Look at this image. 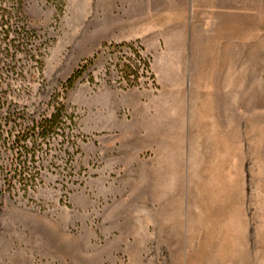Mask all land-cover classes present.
Masks as SVG:
<instances>
[{
    "label": "rangeland",
    "instance_id": "obj_1",
    "mask_svg": "<svg viewBox=\"0 0 264 264\" xmlns=\"http://www.w3.org/2000/svg\"><path fill=\"white\" fill-rule=\"evenodd\" d=\"M23 10L42 44L43 70L39 78L23 61L22 77L8 81V104L35 116L57 96L81 140L69 183L52 167L28 196H0V264H264V0H221L218 22L205 0L203 62L188 64L191 77L144 76L127 89L117 82L120 54L93 36L94 16L79 0H64L60 15L45 0H23ZM188 49L199 59V47ZM82 66V79L64 91ZM135 103L151 105L154 129L159 104L171 114L181 106L178 175L154 173L169 162L157 143L124 141L122 130L90 134V118L110 106L142 137ZM211 171L215 183L207 182ZM213 205L221 226L214 234L206 230Z\"/></svg>",
    "mask_w": 264,
    "mask_h": 264
},
{
    "label": "crops",
    "instance_id": "obj_2",
    "mask_svg": "<svg viewBox=\"0 0 264 264\" xmlns=\"http://www.w3.org/2000/svg\"><path fill=\"white\" fill-rule=\"evenodd\" d=\"M79 1L83 8V14L94 16L93 36L100 43L114 45L133 43L139 45L143 53L150 59V72L154 78L178 80L191 77L188 73L192 67H189L188 64L196 63L197 61L200 63L203 62V8L205 0ZM220 1L207 0V5L210 8L215 7L216 9L217 22L219 20ZM193 47L200 48L199 59L197 54L194 57L192 50L189 51L188 49ZM189 54L191 56L190 58ZM173 83L171 81L172 85ZM150 106L148 103L131 104V107L135 111L139 110V119L143 122V127L145 128V133L142 137L137 134L133 123L125 122L117 118L116 112L118 108L114 109L110 106L101 108L98 118H90V134L95 135L102 132L115 134L122 130L121 138L124 141L137 142L139 146L150 141L157 143L159 150L167 152L162 158L169 162L167 164L164 163L165 161L162 162V165L154 173L159 176L164 174L176 176L180 172L182 156L181 106L175 104V112L171 114L170 111L172 108L168 110L166 104H159L156 108V112L158 113L153 115L156 122V129L150 126L152 123ZM166 109L169 113L168 115L165 114ZM153 112H155V109ZM165 125L170 132L164 133L165 129L163 130V127ZM157 185L158 187L163 186ZM169 185H173L177 189L180 187V182H171ZM162 189L165 191V188ZM165 196L167 195L159 194V198H153L162 199ZM226 212L228 213L225 210L224 215H226ZM216 213L213 205L212 218H207L208 223L206 227V230L211 231L213 234L217 231L220 232L221 229V226L217 227L218 222L213 219L216 217ZM226 221L222 224L223 228L226 224L231 225L230 221ZM202 226H204L203 222L199 227ZM214 238H216L215 235L203 238L207 241L210 239L207 247ZM199 249L196 254H202L204 252V241L199 245Z\"/></svg>",
    "mask_w": 264,
    "mask_h": 264
},
{
    "label": "trees",
    "instance_id": "obj_3",
    "mask_svg": "<svg viewBox=\"0 0 264 264\" xmlns=\"http://www.w3.org/2000/svg\"><path fill=\"white\" fill-rule=\"evenodd\" d=\"M57 14L62 13L64 0H45ZM37 36L27 24L23 0H0V196L22 192L28 196L42 183V173L52 167L61 168L67 183L73 178L77 143L81 134L75 117L57 96L49 99V111L35 116L12 109L7 101L8 81L22 77L23 61L33 63L34 73L41 78L43 63ZM123 62L116 73L123 89L138 87L139 79L149 76L150 59L139 45H110ZM96 57H93L94 60ZM89 61L87 63L92 62ZM117 67V66H116ZM76 70L62 84L72 89L82 79ZM116 82V83H117ZM62 166V167H60Z\"/></svg>",
    "mask_w": 264,
    "mask_h": 264
},
{
    "label": "bare ground",
    "instance_id": "obj_4",
    "mask_svg": "<svg viewBox=\"0 0 264 264\" xmlns=\"http://www.w3.org/2000/svg\"><path fill=\"white\" fill-rule=\"evenodd\" d=\"M204 175V174H203ZM206 176H207V182H209V183H215L216 182V174H214L212 171L211 172H209V173H206ZM206 183V182H205ZM199 186H201V188H204L205 187V185H204V183L203 184H199ZM224 244V243H223ZM200 258V257H199ZM196 262V261H195ZM194 262V263H195Z\"/></svg>",
    "mask_w": 264,
    "mask_h": 264
}]
</instances>
